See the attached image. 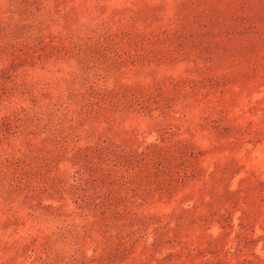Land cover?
Returning a JSON list of instances; mask_svg holds the SVG:
<instances>
[{
  "label": "rangeland",
  "instance_id": "rangeland-1",
  "mask_svg": "<svg viewBox=\"0 0 264 264\" xmlns=\"http://www.w3.org/2000/svg\"><path fill=\"white\" fill-rule=\"evenodd\" d=\"M0 264H264V0H0Z\"/></svg>",
  "mask_w": 264,
  "mask_h": 264
}]
</instances>
